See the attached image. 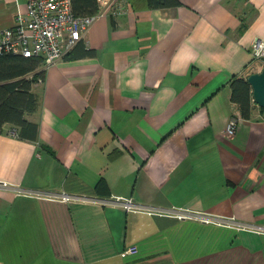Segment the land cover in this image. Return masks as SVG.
I'll list each match as a JSON object with an SVG mask.
<instances>
[{"label": "crops", "instance_id": "1", "mask_svg": "<svg viewBox=\"0 0 264 264\" xmlns=\"http://www.w3.org/2000/svg\"><path fill=\"white\" fill-rule=\"evenodd\" d=\"M126 1L88 29L94 56L43 66L37 139L0 134V264H264V233L117 200L264 225V107L243 118L230 87L264 69V0ZM26 10L0 0V29Z\"/></svg>", "mask_w": 264, "mask_h": 264}, {"label": "built area", "instance_id": "2", "mask_svg": "<svg viewBox=\"0 0 264 264\" xmlns=\"http://www.w3.org/2000/svg\"><path fill=\"white\" fill-rule=\"evenodd\" d=\"M21 0H15L19 3ZM27 5L25 12L18 11L11 26L0 29V53H14L34 56L43 59V65H51L61 60L74 45L83 39L93 22L103 15H118L127 12L126 0H97L98 10L94 14L77 15L73 10V0H24ZM254 59L260 60L264 66V38H257L251 47ZM237 120L232 118L226 132L235 134ZM0 185L7 182L0 181ZM43 193V192H42ZM38 193V195H43ZM46 194V193H45ZM59 198L72 200L69 193H62ZM128 209L160 212L178 219H194L202 222L232 225L237 228L254 230L264 233V225L239 221L235 217L219 216L201 210L187 208L147 207L131 198L117 197ZM128 253H137L138 247L127 249Z\"/></svg>", "mask_w": 264, "mask_h": 264}, {"label": "trees", "instance_id": "3", "mask_svg": "<svg viewBox=\"0 0 264 264\" xmlns=\"http://www.w3.org/2000/svg\"><path fill=\"white\" fill-rule=\"evenodd\" d=\"M154 8L174 7L179 0H149ZM77 15L94 14L98 10L97 0H73ZM96 51L87 48L80 39L63 58L74 59L94 56ZM43 59L11 52L0 53V134L6 124L12 125V133L20 139L36 140L38 125L26 115L36 110L38 95L33 85L38 78L45 77ZM231 98L239 106L241 116L249 119L253 109V89L248 78L235 76L230 81ZM264 109V108H263Z\"/></svg>", "mask_w": 264, "mask_h": 264}, {"label": "water", "instance_id": "4", "mask_svg": "<svg viewBox=\"0 0 264 264\" xmlns=\"http://www.w3.org/2000/svg\"><path fill=\"white\" fill-rule=\"evenodd\" d=\"M253 89L255 101L264 107V69L261 72H256L248 77Z\"/></svg>", "mask_w": 264, "mask_h": 264}]
</instances>
